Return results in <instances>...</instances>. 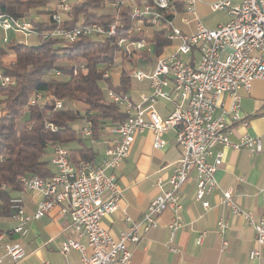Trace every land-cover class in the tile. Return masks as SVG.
I'll return each instance as SVG.
<instances>
[{
	"label": "built area",
	"instance_id": "obj_1",
	"mask_svg": "<svg viewBox=\"0 0 264 264\" xmlns=\"http://www.w3.org/2000/svg\"><path fill=\"white\" fill-rule=\"evenodd\" d=\"M200 1L144 0L137 4L135 0H105L104 4L114 10V20L110 25L105 27L90 22L64 28L61 25L72 5L69 0H56L50 6V15L44 16L43 21H47L50 16L57 27L42 33L32 27V16L15 18L0 14V47L10 42L8 31L65 42H73L81 36L105 38L119 48V54L133 55L135 58L137 64H128L129 78L147 82V90L138 92L137 101L132 99L131 89L119 95L109 89L105 81L100 82L106 99L126 115L122 123H105L100 139L92 137L89 121L82 119L79 122L83 138L91 145H104L100 163L83 161L75 166L69 159L67 147L61 143L51 145L48 142L49 164L53 174L45 179L36 175L19 179L23 190L37 192L41 198L31 214H27L20 196L12 195L9 199V218L13 226L8 231L0 232V264H16L23 260L26 255L24 246L8 238L12 235L24 237L30 221L38 220L54 210L67 215L77 237L85 238V245L70 238L61 244L63 253L71 249L79 251L83 264H129L132 257L129 245L136 246L142 232L156 227L158 217L165 211L172 213L168 224L169 250L176 253L177 249L172 243L175 232L183 225L180 188L189 174L192 171L195 173V200L208 209L205 196L219 189L215 173L222 165L223 149L244 148L251 153L261 150L259 137L244 135L233 143L229 135L231 124L244 127L249 124L248 119L240 114L239 91L248 92L255 80L264 82V0H242L233 5L229 0L210 3V12L220 10L228 16L227 21L214 28L204 26L197 16L196 5ZM121 4L131 9L130 24L117 33L115 26L120 22L115 10ZM33 19L37 20L38 16ZM155 31L165 33L170 42L168 46L173 47L171 52L166 53V47L160 55H153V46L146 40ZM135 36H141V39H134ZM143 53L149 57L142 58ZM119 54L108 64L109 69L104 72V78H118L122 61ZM74 66L73 73L76 75L83 64ZM61 75L59 69L54 71V77ZM14 82L12 77L3 73L0 65V86L13 85ZM223 95L228 97L229 102L219 115H215ZM45 98V94L33 92L28 104L37 105ZM159 99L175 102L173 111L166 117H161L156 111L155 105ZM55 105L60 108L61 101L56 100ZM45 127L57 131V127L49 122H45ZM145 129L152 131V146L155 149L164 146L162 135L174 129L175 141L182 156L167 179L168 189L150 200L138 220L134 221L126 215L124 219L129 224L128 230L114 239L103 229L101 219L118 207L122 192L117 184L116 172L128 157L135 136ZM221 204L232 215L242 217L252 226L255 233L254 247L249 250L248 258L259 260L264 246V214L257 216L239 208L233 199L232 189L221 191ZM216 221V232L221 237L220 251H223L227 246L224 236L229 224L224 218ZM204 234H199L198 244L202 243Z\"/></svg>",
	"mask_w": 264,
	"mask_h": 264
},
{
	"label": "crops",
	"instance_id": "obj_2",
	"mask_svg": "<svg viewBox=\"0 0 264 264\" xmlns=\"http://www.w3.org/2000/svg\"><path fill=\"white\" fill-rule=\"evenodd\" d=\"M214 1L217 0H201L197 8L201 11L204 6H209ZM229 1L233 5L242 0ZM202 14L203 12H197L199 19ZM227 20L226 15L223 22ZM181 28L184 26L181 25ZM142 90H147V82H140L137 90H130L134 101L138 100L137 94ZM239 94L240 114L248 119L249 124L247 127L231 124L229 140L234 143L244 135L259 137L261 150L251 153L244 148L223 149V162L215 173L219 189L205 196L209 204L208 209H204L201 202L195 200V173L192 171L180 188V215L183 225L175 232L172 243L177 252L169 250L168 224L172 213L165 211L158 217L156 227L142 232L141 240L136 246L129 245L132 251L129 264H264V246L259 260L248 258L249 250L254 247L255 233L252 226L242 217L232 215L228 208L221 204V191L232 189L233 199L239 208L251 211L257 216L264 214V82L255 80L248 92L241 90ZM228 102V97L223 95L215 115H219ZM156 106H159L162 112L159 114L156 109L158 114L166 117L173 111L175 102L159 99ZM227 120L229 122V119ZM102 135L100 132L99 139ZM175 136L174 129L166 131L162 135L165 144L160 149L153 148V133L150 129H145L135 136L128 157L116 172L117 184L122 192L118 207L101 219L103 229L112 238L117 239L121 232L128 230L129 224L124 219L126 215L134 221L138 220L150 200L168 189L167 179L182 156ZM87 146L94 153V163H100L104 145ZM11 194L22 198L27 214L33 213L41 198L39 193L23 189L13 190ZM219 218H224L229 224L224 236L227 246L223 251H220L221 237L216 232V220ZM12 226L13 222L8 216H0V232L8 231ZM70 226L68 216L58 210L30 221L24 237L12 235L8 238L9 241L20 242L26 252L24 259L16 264H83L79 251H61V244L69 238L86 244L85 238H78ZM202 232H205V237L202 243L198 244L197 238Z\"/></svg>",
	"mask_w": 264,
	"mask_h": 264
},
{
	"label": "trees",
	"instance_id": "obj_3",
	"mask_svg": "<svg viewBox=\"0 0 264 264\" xmlns=\"http://www.w3.org/2000/svg\"><path fill=\"white\" fill-rule=\"evenodd\" d=\"M56 0H0V14L15 18H31L32 27L38 32L51 31L57 25L50 20V6ZM72 9L62 23L64 28L77 24L97 22L105 27L114 20L112 8L105 0H69ZM144 0H135L137 4ZM119 14L117 33L130 24L131 9L125 4L117 6ZM41 38V37H39ZM134 39H141L135 36ZM153 46V55L163 53L170 42L163 31H155L146 40ZM119 48L108 39L81 36L73 42L46 38L35 46L10 41L0 47V65L3 73L12 77L13 85L0 86V216H10L9 199L11 192L24 189L19 181L22 176L36 175L39 178L52 176V167L46 158L48 142L61 143L69 150V159L78 166L83 161L94 163V153L82 137L79 122L86 119L91 123L92 137L99 139L105 123L117 124L126 115L111 101L106 99L100 87L103 80L108 88L119 95L131 89L128 64H137L133 55L119 54ZM11 54L9 62L1 58ZM121 55L120 73L116 80L104 78L117 55ZM142 58L149 57L143 53ZM83 64L74 75L73 67ZM59 69L60 78L54 77ZM33 92L45 94L41 102L29 105ZM52 96V98H49ZM61 101L57 108L55 101ZM45 122L54 124L57 131L45 127ZM78 147L72 148L71 145ZM4 187V189H2Z\"/></svg>",
	"mask_w": 264,
	"mask_h": 264
},
{
	"label": "rangeland",
	"instance_id": "obj_4",
	"mask_svg": "<svg viewBox=\"0 0 264 264\" xmlns=\"http://www.w3.org/2000/svg\"><path fill=\"white\" fill-rule=\"evenodd\" d=\"M196 11L197 12H203L202 16L200 17V21H202V24L204 26H206L207 28H214L216 26V24L223 22V20L226 19V15L224 12L216 11V12H210L208 9V6H204L203 9L201 11L198 10L197 5H196ZM32 17L34 18L35 15L32 13ZM7 36L9 37L10 41H14L17 43H23L25 45H29V46H35L38 45L40 43V38L37 37L36 35L33 34H29V35H24L21 34V32H13V31H8L7 32ZM173 48V47H172ZM172 48H170L168 46V48H166L167 50H165L166 53L171 52ZM11 54H7L4 55L1 59L5 62H9L11 56H9ZM119 68V66H117ZM118 71V69H117ZM146 71V69H145ZM55 78H60L59 77H55ZM146 81H144L143 83H145ZM140 86V82H137L133 79H131V90H137ZM157 111L159 112V114H162L160 107L156 106ZM85 143L87 145H90V142L88 140L85 141ZM73 146V144L71 145ZM49 152L50 149H47V154H46V158L49 159Z\"/></svg>",
	"mask_w": 264,
	"mask_h": 264
}]
</instances>
